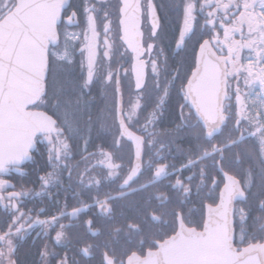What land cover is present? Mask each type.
Returning <instances> with one entry per match:
<instances>
[{
  "label": "flooded vegetation",
  "instance_id": "af4514ba",
  "mask_svg": "<svg viewBox=\"0 0 264 264\" xmlns=\"http://www.w3.org/2000/svg\"><path fill=\"white\" fill-rule=\"evenodd\" d=\"M17 1L0 0V21ZM189 4L192 30L182 38ZM140 5L137 51L126 41L130 34L123 38L119 0L63 6L47 51L46 92L28 108L51 115L58 131L35 136L30 147H2L0 264H126L132 255L144 257L185 226L203 229L206 208L219 202L223 172L247 194L234 202L233 247L243 264H264V129L251 135L259 127L252 113L259 110L264 122V89L259 80L248 86L244 70L264 64V0ZM206 39L218 56L236 48L227 63L226 122L211 139L186 92ZM238 93L249 120L237 127ZM120 121L142 141L139 172L126 186L137 144L125 132L116 147ZM98 148L120 166L105 167ZM106 197L107 214L97 207Z\"/></svg>",
  "mask_w": 264,
  "mask_h": 264
},
{
  "label": "water",
  "instance_id": "95a60500",
  "mask_svg": "<svg viewBox=\"0 0 264 264\" xmlns=\"http://www.w3.org/2000/svg\"><path fill=\"white\" fill-rule=\"evenodd\" d=\"M66 3L67 0H18L14 9L0 21V160L6 151L3 146L23 143L30 147L36 135L58 130L51 116L27 108L46 91L49 41L53 42L57 36V23ZM122 19L123 38L130 34L131 38L126 41L137 51L142 45L140 0H130ZM235 51L236 48L226 56H218L206 39L199 47L196 67L186 85L191 106L203 123L207 139L219 134L226 122L227 63L233 61ZM236 101L238 127L241 93L237 94ZM126 135L129 137V132ZM130 139L137 144V175L142 141L132 133ZM223 174L225 184L219 202L206 208L202 230L185 226L183 231L160 243L158 250L145 257L133 255L126 264H243L241 254L233 247V209L239 182ZM136 175L131 174L127 180Z\"/></svg>",
  "mask_w": 264,
  "mask_h": 264
},
{
  "label": "snow or ice",
  "instance_id": "6c2138e0",
  "mask_svg": "<svg viewBox=\"0 0 264 264\" xmlns=\"http://www.w3.org/2000/svg\"><path fill=\"white\" fill-rule=\"evenodd\" d=\"M105 2H107V0H105ZM119 2H120L119 11H120L121 17L123 18L125 9L128 6L130 0H119ZM149 2L151 3V0H149ZM85 12H88L87 8L85 9ZM186 12H187V16H186V19H185L184 32L182 33V38H183L184 34H187V33L191 32V30H192V21L194 19V17L192 16V5L189 4L187 6ZM105 15L107 16V13H105ZM153 15H156L154 6H153ZM89 19L91 21H93V26H94V18L91 16V14H89ZM122 22H123V19H121V23ZM244 70L247 72L246 84L248 86H251V84L254 83L256 80H259L261 82V84H262V89H264V64H257V66H256V68L254 70L253 69H244ZM236 74H238V72ZM90 82H91V79H89V81L87 83H90ZM261 108H264V104L261 105ZM240 119L245 120V121L249 120V114H248V111H247V105L243 104V103L240 106ZM251 124L253 126L259 125V127H255V131L252 132L251 135H256L257 133H260L262 129H264V122H262L261 119H260L259 110H257L256 117H255V119H253L251 121ZM120 127H121L122 131H121L120 135L117 136L116 147H120L121 146L120 145V140L122 138H124L125 132H129V137L128 138H131L130 130H128L126 128V126L124 125L123 121H120ZM211 132H212V129L209 128V135H211ZM259 139H260L261 144L264 145V135L259 136ZM64 147L67 148L68 145L64 144ZM98 152H100L103 156H105L108 159L109 162L106 165H104L108 169H112V168H116V167L120 166L118 164L114 165L113 163H111L112 153L109 152L107 149L98 148ZM99 163L103 165L104 161L101 160V161H99ZM160 171L162 172L163 168H161ZM157 174H159V173H157ZM109 175L111 176V175H113V173L110 172ZM132 175H136L135 171L132 173ZM128 182H129L128 180H125L124 184L122 186H126L128 184ZM177 183H179V181H177ZM135 190L136 189H132L130 191H135ZM236 191L241 195V197H243L245 199L247 198V194L240 189L239 184H237V186H236ZM188 192H189V190L186 188L185 189V194H188ZM127 194H130V193H123L122 195H127ZM107 201H108V198L106 197L103 201H101L97 205V207L101 208L105 214H107L110 211V208H111V206L107 203ZM246 218H247V216L245 215V219ZM89 223H90V221H89ZM107 264H113V261L112 260H108Z\"/></svg>",
  "mask_w": 264,
  "mask_h": 264
},
{
  "label": "trees",
  "instance_id": "16d2710c",
  "mask_svg": "<svg viewBox=\"0 0 264 264\" xmlns=\"http://www.w3.org/2000/svg\"><path fill=\"white\" fill-rule=\"evenodd\" d=\"M186 1V5L189 3V1L190 0H185ZM201 34V33H200ZM253 115H252V119H255V117H256V115H255V113H252Z\"/></svg>",
  "mask_w": 264,
  "mask_h": 264
},
{
  "label": "rangeland",
  "instance_id": "374dc122",
  "mask_svg": "<svg viewBox=\"0 0 264 264\" xmlns=\"http://www.w3.org/2000/svg\"><path fill=\"white\" fill-rule=\"evenodd\" d=\"M254 99H255V101H256V103H257V101H258V99H259V97H258L257 94L254 95Z\"/></svg>",
  "mask_w": 264,
  "mask_h": 264
}]
</instances>
